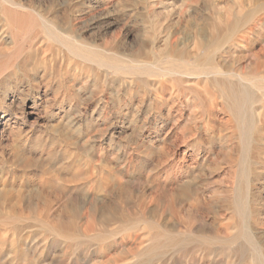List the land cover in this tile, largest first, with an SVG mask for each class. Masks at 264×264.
Returning a JSON list of instances; mask_svg holds the SVG:
<instances>
[{
	"label": "bare ground",
	"instance_id": "obj_1",
	"mask_svg": "<svg viewBox=\"0 0 264 264\" xmlns=\"http://www.w3.org/2000/svg\"><path fill=\"white\" fill-rule=\"evenodd\" d=\"M121 18L141 26L131 49L115 29ZM121 93L137 101L131 122L150 110L173 121L175 137L198 153H221L230 182L208 195L198 180L179 181L184 150L155 179L146 173L140 182L135 173L130 200L123 165H55L42 159L50 133L22 140L26 108L38 121L42 112L55 119L56 104L72 125L89 98L102 107ZM122 114L120 105L112 123L102 118L101 132ZM10 140L43 151L22 155L19 183L11 168L2 174L1 264H264V0H0V145ZM73 166L85 168L69 175ZM27 180L42 212L5 209L15 196L8 188L13 203L33 201ZM114 192L120 198L112 203Z\"/></svg>",
	"mask_w": 264,
	"mask_h": 264
},
{
	"label": "rangeland",
	"instance_id": "obj_2",
	"mask_svg": "<svg viewBox=\"0 0 264 264\" xmlns=\"http://www.w3.org/2000/svg\"><path fill=\"white\" fill-rule=\"evenodd\" d=\"M126 5H128V4L124 3V6H126ZM122 20H123L122 18L119 19L118 23L116 24L117 27L115 26V29H117V31H120V35L122 37V40L124 41V43H126V48L127 49H131L132 47H135L134 44L136 43L135 45H137V43L141 39V35H142L141 34V26L138 25L136 22H133V20H132V22L129 21L128 23L126 21H124V20L122 21ZM127 42H129L128 44L130 46H128ZM120 96H121L120 97L121 100L119 99V100L116 101V98L114 99L115 102L112 101V100H109L104 105L105 107L102 106V105H101L102 107H95V105H96L95 102L92 101L89 98L90 101H88V100L85 101L86 103L88 102L89 104H88V108L85 109V111H83V115L84 116L82 115L81 116L82 119H81L78 116V114H77L76 118L79 121H77L76 124H72L71 123L72 125H68V123L66 124V122L68 121L67 117L64 115V113L62 111H60V110L57 111L58 110V108H57L58 106H56V104H54L52 106V110H51L52 112H55L58 115L57 118H55V119L51 118L50 113H47L45 115V113L42 112L41 115L42 116L44 115L43 116L44 118H41L38 121L37 116L35 114H32L31 109L30 108H26L27 118L24 119V121L21 122V124L23 125L22 127L24 128L23 133L25 134V135L23 134L22 140L23 141H24V139L26 140V138H28L30 135L32 136V139H30V140H34L35 137L37 138L38 135L41 136L42 132L44 133L42 136L46 137V138L44 137L45 139H48V137H51V135H52L51 139L50 138L49 139H50V142L53 140L52 141L53 143H48V144L44 145L45 147H41L40 145L39 146L45 151V153L43 155L44 157L42 159L46 160V162L48 160H53L55 165H59L60 162H65L63 160H79L81 162L85 161V163L89 160L90 162L88 161L87 164L88 163L89 164H92V163L93 164H101V165H103L105 167H121L123 165L125 171L130 174V175L128 174L130 176L129 177L130 179L125 184V186L127 188L125 189V187H124L122 195H125V194L127 195L128 194V196H131L130 200H132V195L130 194L129 191H130V189L133 188V185H134L133 182H135L137 180L136 178H140L138 180L140 182H143V181H145V178H144L145 176L144 175H146V173H147V174H150L151 177H153V179H155L157 177L156 175H158L157 174L158 171H160L162 168L165 167V165H163L164 166L163 167L162 164H165L166 160H168V159L170 160L174 154L176 156H178V153H182V152H184V150H185L186 158L178 166V169H179V171H178V173H179V181H180V179L183 180L182 182H185V181L186 182L187 181L196 182L198 180L199 182L198 181L196 182L197 185H199L200 189L202 187H204V189L203 188L202 189H203V191L205 190V193L208 194V195H210L212 193L211 191L214 188H216L217 186H220L222 184L230 182L229 163H227L228 160H225L224 157L221 155V153L217 154V152H218L217 150H216L217 152L216 151L215 152H210L209 150L206 151L204 148H202L199 151V153H200L199 154L197 152L198 150L193 149V147H192V145L190 143H187V144L183 143L182 140L180 138H178L179 136L175 137V135H176V132H175L176 129L175 128H177V127L175 126L173 121H168V119L166 118L167 119V122H166V120L164 118L161 119V117H156L154 112H152L150 110H148L149 112H146L143 109L144 110V112H143V110L141 109V111H139L140 113L138 112L140 115L136 113L135 120H136V118H137V120L134 121V122H131L132 121V116L135 113V109L133 110V108H136V105L133 104V103L137 102V101L131 100V98L128 97V95H124V93H121ZM119 101H121V102L119 103ZM30 102H31V100H30ZM18 103L20 104V102L18 101L15 104L16 106L14 105V110L16 109L15 111H19L20 110L19 107H21V105H19ZM118 103L122 106V110L124 112V114H122L121 120L118 122L119 124H116L115 126L112 125L113 127H111V131L110 132L107 131V133L106 132L104 133L103 132L104 130L101 132V130L104 129V127L106 126V123L105 122L103 123L104 120L102 118H104L109 112V114L107 116L111 117L110 118L111 119L110 122L112 123L115 120V115H117V112H119V110H120V105H118ZM65 106L68 108L67 105H65ZM117 109H119V110L117 111ZM162 109H163L162 112L164 114H166L167 113V106L166 105H162ZM29 110H30V113H29ZM106 110H107V113H105ZM103 111H104V113H103ZM131 111L134 112V113H132ZM149 113H151V114H149ZM72 114L74 115L75 113L73 112ZM63 116H65V117H63ZM61 117H63V118H61ZM35 119H37V120H35ZM61 120H62V122H61ZM35 121L37 123H39V124H37ZM56 121H59V122H56ZM78 122H80V123L78 124ZM33 123H35V124H33ZM125 123H126V125H125ZM130 123H132L131 124L132 126H130ZM127 124H129V125H127ZM107 125H109V124H107ZM141 126L144 127V128H141ZM52 129H53V131H52ZM135 129H136V131H135ZM138 129H140V130H138ZM112 132H113V135L111 134ZM173 133H174V135H173ZM34 135H35V137H34ZM26 136H28V137H26ZM53 137H54V139H52ZM61 137H63V139ZM149 138L152 139L153 141L150 140ZM163 138H164V140H163ZM58 141H59V144H58ZM4 143H3V145H0V153L3 152L2 154H0V158L1 159L3 158L2 160H0V168L3 165V167L0 169V173H1L0 174V181L2 182V180H1L2 178L1 177L4 176L2 174H4L6 171H9V168H11L10 171H12V172L9 171L10 174H11L10 177L14 176V179L16 180V182L19 183L21 181V179H22V174H23V172H22V167H23L22 166L23 165L22 164L23 163L22 160L23 159H21L22 155L27 153V155L25 157L29 158L28 154L30 152H34L38 156H40L39 153L41 151H43V150L37 145H36L37 147L34 146L33 143H31L30 145L28 144L26 150H24V151L19 146L20 145V141L17 142V144H15L16 143L15 142L14 143L15 145H13L11 140L9 141L10 144L6 143V142H4ZM64 144H66V145H64ZM16 145H17V147H16ZM47 146H48V148H47ZM55 147H57V148H55ZM64 147H65V149H64ZM149 148H150V150H149ZM30 149H32V150H30ZM52 149H54V151H55V152H52V153H55V155L57 154L58 156L56 155L54 157H48L46 155V153L48 151H53ZM58 149H59V154L56 153V152H58ZM2 150H4V151H2ZM194 151H196V152H194ZM19 153H20V155H19ZM34 153H33V155H34ZM15 154H16V156H15ZM17 154H18V156H17ZM36 154L34 156H36ZM195 154H199V155H195ZM214 155L217 156V157H214ZM179 156H180V154H179ZM47 158H49V159H47ZM216 158H218V159H216ZM4 159H5V161H4ZM25 160H27V159H25ZM30 160H40V159H38L37 157L36 158L33 157ZM130 160H131L132 163L130 162ZM220 160L223 161V162H221ZM3 161H4V163H2ZM126 161H129L130 163L126 162ZM7 162H8V164H7ZM210 162L212 164L214 163L213 165H216L217 167H215V166L213 167V165L210 164ZM123 163H125V164H123ZM128 163L130 164V167L127 168L125 166ZM219 164H221L220 167L218 166ZM9 165L12 166V167H10ZM6 166H8V167H6ZM76 167L79 168L80 170L77 171L78 169L75 168V166H73L72 168L67 170L68 174L69 175H75L76 173L80 172L82 169L85 168L83 166H76ZM4 169L6 171H4ZM132 173H134V174H132ZM135 173H136V176H137V177L135 176L136 178L134 177ZM141 179H143V180H141ZM168 181H173V179H168ZM30 182L31 181L27 180V183H26V187L28 188L27 190L29 191V193L27 192V194H28V196L30 198L33 199V201H29L30 202L29 203V202L26 201L27 199H25L24 200L25 202L24 201H22L21 203L16 202L17 199H15L16 198L15 190L11 191L8 188L9 197H11L12 195H15V196H12L11 199L9 198L8 203L5 206L6 207L5 209H12V208H18V207L20 209V206L22 207V209H24L26 207V204H27L28 208L26 207L25 210L30 209V208L31 209L34 208V209H37L38 212H42L43 206L41 205V203L37 202V200H36L37 198L35 197V194H34L35 193V187L33 188V186L31 185ZM186 182H185V184H186ZM208 182H210L211 184L208 183ZM212 182H217L218 184L217 183H212ZM221 182H222V184H221ZM207 183L210 184V185H207ZM212 187H214V188H212ZM209 192H211V193H209ZM111 197H112L111 201L114 200V201H112V203H115V201H117L118 198H120V193L114 192V193H112ZM14 200H16L15 201L16 203L15 202L13 203ZM34 200H35L36 203L34 202ZM82 200H83V198H82ZM9 201H10V203H9ZM183 202H184V204H183ZM183 202L181 204V205H183V208L184 209L186 207L189 208V206L191 204V200H185ZM129 203H130V206H132L130 201H129ZM34 205H36V207ZM12 206H14V207H12ZM1 211L2 210H0V213H1ZM183 213H185V212H183ZM262 213H264V203H263ZM206 214L212 215L213 212L211 213V210H210L209 212L207 211ZM2 224L4 225V222L0 220V225H2ZM3 259H5V258H2V260L0 259L1 263L3 262ZM7 263L8 262H6L4 264H7ZM8 264H11V263H8Z\"/></svg>",
	"mask_w": 264,
	"mask_h": 264
}]
</instances>
